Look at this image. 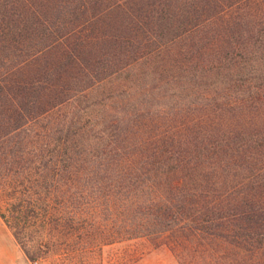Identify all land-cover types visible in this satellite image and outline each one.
Wrapping results in <instances>:
<instances>
[{
	"label": "trees",
	"instance_id": "1",
	"mask_svg": "<svg viewBox=\"0 0 264 264\" xmlns=\"http://www.w3.org/2000/svg\"><path fill=\"white\" fill-rule=\"evenodd\" d=\"M0 219L264 264V0H0Z\"/></svg>",
	"mask_w": 264,
	"mask_h": 264
},
{
	"label": "rangeland",
	"instance_id": "2",
	"mask_svg": "<svg viewBox=\"0 0 264 264\" xmlns=\"http://www.w3.org/2000/svg\"><path fill=\"white\" fill-rule=\"evenodd\" d=\"M1 220V219H0ZM164 236L156 241L145 238L46 253L37 262L26 264H239L241 255L214 241L190 243ZM175 243V244H173Z\"/></svg>",
	"mask_w": 264,
	"mask_h": 264
},
{
	"label": "crops",
	"instance_id": "3",
	"mask_svg": "<svg viewBox=\"0 0 264 264\" xmlns=\"http://www.w3.org/2000/svg\"><path fill=\"white\" fill-rule=\"evenodd\" d=\"M27 257L12 231L0 220V264H26Z\"/></svg>",
	"mask_w": 264,
	"mask_h": 264
}]
</instances>
